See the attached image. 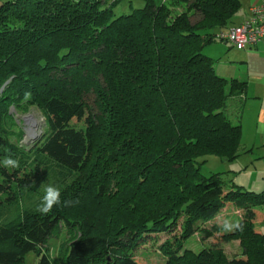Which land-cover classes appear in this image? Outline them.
Segmentation results:
<instances>
[{
  "label": "trees",
  "instance_id": "1",
  "mask_svg": "<svg viewBox=\"0 0 264 264\" xmlns=\"http://www.w3.org/2000/svg\"><path fill=\"white\" fill-rule=\"evenodd\" d=\"M125 1L0 0V159L20 165L0 166V264H26L31 252L54 264L48 244L62 228L78 233L64 264H141L137 244L176 230L165 264H264V191L226 190L199 167L242 150L228 109L247 82L219 74L203 53L229 44L220 34L237 27L227 29L242 0H141L117 15ZM12 105L43 113L48 133L31 161L21 129L8 128ZM48 183L81 202L42 214L40 199L8 224L12 207ZM228 203L243 211L235 231L201 228ZM200 230L206 241L240 240L242 254L182 253Z\"/></svg>",
  "mask_w": 264,
  "mask_h": 264
},
{
  "label": "rangeland",
  "instance_id": "2",
  "mask_svg": "<svg viewBox=\"0 0 264 264\" xmlns=\"http://www.w3.org/2000/svg\"><path fill=\"white\" fill-rule=\"evenodd\" d=\"M143 7L144 2L141 0H126L121 5L115 7L114 11L117 15H123L130 14L132 10ZM185 11V7L181 6L175 10L172 17L183 14ZM199 19L200 16L193 17L192 22L195 23ZM233 49L234 48H231V51H233ZM228 50L229 47L224 42L217 41L216 43L208 46L203 53L219 62L220 59L226 58ZM238 99V97H232L230 100V105H232V102H235ZM10 107V114L12 118L9 121L8 128H11L18 133V127L21 129L23 135L20 145H23L26 149H28V155L24 157V159L31 161L37 154L35 153V150L43 141V139L46 138L48 133L43 113L39 108L35 107H30L29 109L18 108L14 105ZM32 118L36 120L35 124ZM250 160L251 163H253L252 158H250L249 156H241L240 158H236L232 161L225 160L219 156H208L204 163L200 161L201 163L199 167L201 169V173L205 177L220 174V176H222L223 178L224 183H226L227 185L226 190L231 189L232 185H236L242 187L245 191L261 193L263 190H260L261 188H258L256 184V182L260 180V177L262 175V172L258 171L261 168L255 167L254 165L251 166ZM49 184L50 183L45 185H38L34 188L33 192L27 194L24 198L22 197L19 200L18 204L13 206L10 210L8 214V224L10 223L11 225H17L20 222V215L43 197L44 191ZM78 197L79 194H76L69 199H61L62 206L60 208H68V210L73 209V206L81 202V199ZM63 201L69 202L67 206L63 204ZM104 207H108V205H105ZM259 209L264 214V206H261ZM242 215V210L237 211L236 209H234V207H232L231 203H228L227 208H224L211 223L204 224L201 228H210L216 223L221 227H225V223H228L230 227H225V229L228 232H233L235 231L237 223L239 222V219ZM260 228L264 230V224H262ZM180 234V230H176L172 233L160 234L154 240H149L147 242L137 244L133 248V252L137 256V258H139V261L142 262L141 264H165L166 259L168 258L167 252L174 249L176 245L175 236L180 238ZM77 236L78 233H71L67 231L66 228H62L58 236L50 240L47 253L54 264H64L69 246ZM205 249H216L218 251H221L228 259L240 256L242 254L240 240L232 239L227 242L218 243H216L213 239L206 241L203 239L202 230L197 232L191 239L184 242L182 253H184L185 251H192L196 254H199L200 252H202V250ZM259 256L260 254L256 251L254 259H257L258 261ZM25 260L26 264H37V255L34 252H31L26 256Z\"/></svg>",
  "mask_w": 264,
  "mask_h": 264
},
{
  "label": "crops",
  "instance_id": "3",
  "mask_svg": "<svg viewBox=\"0 0 264 264\" xmlns=\"http://www.w3.org/2000/svg\"><path fill=\"white\" fill-rule=\"evenodd\" d=\"M260 5H264V0H242L241 10L227 29L243 24L250 15V8ZM225 44L229 50L226 58L217 62V71L221 75L247 82L244 99L239 97L228 109L230 117L239 121L242 127V150L238 158L249 156L253 161L251 163L250 160L251 166L261 168L258 171L262 172V175L260 174V180L256 184L264 191V42L245 50ZM231 48H234L233 51Z\"/></svg>",
  "mask_w": 264,
  "mask_h": 264
},
{
  "label": "built area",
  "instance_id": "4",
  "mask_svg": "<svg viewBox=\"0 0 264 264\" xmlns=\"http://www.w3.org/2000/svg\"><path fill=\"white\" fill-rule=\"evenodd\" d=\"M220 38L239 50L264 42V5L251 7L247 20L240 26L221 33Z\"/></svg>",
  "mask_w": 264,
  "mask_h": 264
},
{
  "label": "clouds",
  "instance_id": "5",
  "mask_svg": "<svg viewBox=\"0 0 264 264\" xmlns=\"http://www.w3.org/2000/svg\"><path fill=\"white\" fill-rule=\"evenodd\" d=\"M0 166L8 169L20 167L19 162L11 156L0 159ZM61 203L62 201L60 189L53 184H49L45 189L44 195L41 198L36 210L39 213L47 214L54 206H60ZM68 203V201H63V204L65 206H67ZM225 227H230V225L228 223H225Z\"/></svg>",
  "mask_w": 264,
  "mask_h": 264
},
{
  "label": "bare ground",
  "instance_id": "6",
  "mask_svg": "<svg viewBox=\"0 0 264 264\" xmlns=\"http://www.w3.org/2000/svg\"><path fill=\"white\" fill-rule=\"evenodd\" d=\"M34 117V116H33ZM32 120H34L33 118H32ZM29 121H31V120H29ZM36 123V120H34V124ZM39 124V123H38Z\"/></svg>",
  "mask_w": 264,
  "mask_h": 264
}]
</instances>
